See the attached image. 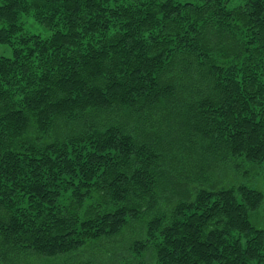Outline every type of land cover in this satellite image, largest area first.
Masks as SVG:
<instances>
[{
  "label": "trees",
  "instance_id": "obj_1",
  "mask_svg": "<svg viewBox=\"0 0 264 264\" xmlns=\"http://www.w3.org/2000/svg\"><path fill=\"white\" fill-rule=\"evenodd\" d=\"M0 45V264H264V0H0Z\"/></svg>",
  "mask_w": 264,
  "mask_h": 264
},
{
  "label": "rangeland",
  "instance_id": "obj_2",
  "mask_svg": "<svg viewBox=\"0 0 264 264\" xmlns=\"http://www.w3.org/2000/svg\"><path fill=\"white\" fill-rule=\"evenodd\" d=\"M28 21H29V23L28 24H31V23H33V29H34V31H36V32H39L41 35H43V36H45V35H47V33H48V30L45 28V27H43L42 25H40V24H36V23H34L33 22V20L31 19V18H28L27 19ZM5 55V56H10L11 54H12V51H11V49L8 47V46H6V45H0V55ZM250 178V177H249ZM246 183H248V184H252V186H254V187H256L257 189H260V190H262L263 192H264V188H262V187H259L258 185H256L257 184V182H255L254 181V183H250L249 181H247ZM261 214H264V211H262V213ZM104 247V246H103ZM87 254V253H86ZM89 254V253H88ZM116 262L114 261V264H115Z\"/></svg>",
  "mask_w": 264,
  "mask_h": 264
}]
</instances>
